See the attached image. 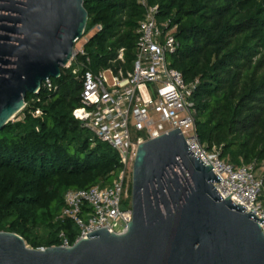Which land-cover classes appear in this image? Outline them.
<instances>
[{"label": "trees", "instance_id": "1", "mask_svg": "<svg viewBox=\"0 0 264 264\" xmlns=\"http://www.w3.org/2000/svg\"><path fill=\"white\" fill-rule=\"evenodd\" d=\"M147 2L159 7L165 31L176 29L172 67L199 81L192 100L200 141L235 166L264 163V0ZM84 7L86 34L102 28L78 58L84 68L63 69L52 80L56 91L28 95L23 118L0 132V231L34 249L61 246L62 231L74 244L75 224L55 221L66 193L110 184L121 169L119 154L92 139L73 112L84 70L132 69L145 10L140 0H84ZM121 49L125 63H114Z\"/></svg>", "mask_w": 264, "mask_h": 264}, {"label": "water", "instance_id": "2", "mask_svg": "<svg viewBox=\"0 0 264 264\" xmlns=\"http://www.w3.org/2000/svg\"><path fill=\"white\" fill-rule=\"evenodd\" d=\"M84 0H0V132L58 80L86 35ZM179 129L142 144L133 167L126 233L95 231L72 247L32 249L0 231V264H264V233Z\"/></svg>", "mask_w": 264, "mask_h": 264}, {"label": "built area", "instance_id": "3", "mask_svg": "<svg viewBox=\"0 0 264 264\" xmlns=\"http://www.w3.org/2000/svg\"><path fill=\"white\" fill-rule=\"evenodd\" d=\"M140 4L145 15L137 29L132 69L110 68L97 73L84 70L81 106L73 112V117L91 133L92 139L109 145L119 154L121 169L109 186L99 184L68 191L65 206L55 221H72L78 227L75 243L105 228L109 233H126L133 219L130 192L139 147L179 128L191 151L205 165L211 164L215 175L222 180L215 183V189L223 200L232 195L230 199L235 205L247 208L245 213L252 212L264 219V202L260 200L264 176H258L255 163L235 166L222 159L216 147L210 151L200 141L192 100L199 81L188 83L183 73L172 67L171 57L179 48L176 29L165 31L163 28L168 25L159 24L158 6L149 5L147 0H140ZM101 29L97 26L91 32ZM84 37L81 48H75L73 59L64 68L73 69L74 75L79 74L80 67L84 68L78 58L85 54L84 46L91 38ZM117 61L125 63L124 49L118 52L114 63ZM42 88L51 92L57 89L52 80L44 82ZM125 202L129 205L122 208ZM259 225L264 233V223ZM59 237L62 247L75 244L70 243L64 231Z\"/></svg>", "mask_w": 264, "mask_h": 264}, {"label": "rangeland", "instance_id": "4", "mask_svg": "<svg viewBox=\"0 0 264 264\" xmlns=\"http://www.w3.org/2000/svg\"><path fill=\"white\" fill-rule=\"evenodd\" d=\"M94 34V32H90L89 34H86V37H84L85 39H87V38H90L91 36L90 35H93ZM82 44H83V40H81L80 42H78L77 44H76V46H75V48L76 49H79V48H81V46H82ZM36 114H37V112H36ZM23 118V114H18L17 115V117L15 118V119H13V121L12 122H17V121H19V120H21ZM257 166V174H258V176L260 175V176H264V163H261V164H257L256 165ZM109 185H111V183L109 184V183H106V184H102L101 186L102 187H106V186H109ZM131 186V185H130ZM132 187V186H131ZM130 187V188H131ZM132 189V188H131ZM131 192H132V190H131ZM131 192H130V196H131ZM260 200H262L263 202H264V189L262 190V192H261V195H260ZM130 202V201H129ZM129 202H125L124 204H123V206H122V208H126L128 205H129ZM74 230H75V234L78 236V234H79V229H78V227L75 225V227H74ZM78 233V234H77ZM29 248H32V249H34L31 245H27Z\"/></svg>", "mask_w": 264, "mask_h": 264}]
</instances>
